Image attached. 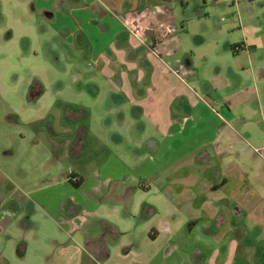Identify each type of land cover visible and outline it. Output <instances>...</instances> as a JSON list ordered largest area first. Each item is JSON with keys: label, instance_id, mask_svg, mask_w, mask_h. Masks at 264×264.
I'll return each instance as SVG.
<instances>
[{"label": "crops", "instance_id": "1", "mask_svg": "<svg viewBox=\"0 0 264 264\" xmlns=\"http://www.w3.org/2000/svg\"><path fill=\"white\" fill-rule=\"evenodd\" d=\"M50 1L101 77L94 93L127 125L100 158L109 168L73 170L81 186L102 176L110 186L88 191L75 232L37 222L36 188L15 182L2 161L13 143H0V264H264V0ZM191 2L216 7L212 37ZM117 16L141 20L145 41Z\"/></svg>", "mask_w": 264, "mask_h": 264}, {"label": "rangeland", "instance_id": "2", "mask_svg": "<svg viewBox=\"0 0 264 264\" xmlns=\"http://www.w3.org/2000/svg\"><path fill=\"white\" fill-rule=\"evenodd\" d=\"M199 8L209 16L207 29L212 37L216 7L191 2L188 12ZM64 12L50 0H0V143H13L12 158L2 159L0 154V160L8 161L11 175L22 188H36L37 222L69 224L75 232L74 225H84L89 218L82 207L90 199L88 191L97 185V190L107 192L110 186L102 176V181L75 188L68 172L87 164L98 170L109 168L108 162L99 163L100 158L104 160L113 148L117 140L114 130L125 128L127 117L113 112L109 102L94 93L92 86L101 77L93 65L80 63L78 46L68 36L64 38L70 27ZM30 89L37 96L34 102L27 100ZM68 106L88 114L87 134L75 156L67 145L78 134L80 124L64 119ZM12 114L17 118L4 122L3 117ZM130 137L133 134L127 132L124 144ZM138 180L144 182L142 177L134 184ZM97 203L98 211L107 214L104 201Z\"/></svg>", "mask_w": 264, "mask_h": 264}, {"label": "built area", "instance_id": "3", "mask_svg": "<svg viewBox=\"0 0 264 264\" xmlns=\"http://www.w3.org/2000/svg\"><path fill=\"white\" fill-rule=\"evenodd\" d=\"M117 18L119 19V21L121 22L123 28L132 36L136 37L137 39H139L141 42L145 41L144 38V31H145V27L143 25V22L141 20H137V19H130L127 16H117ZM153 26L146 28L147 31L150 32H154ZM170 32V29H166L163 32V35H167ZM158 42V39L154 36L153 38V50H154V46L155 44ZM155 52V50H154ZM174 73L177 77H179L180 79H186V77L188 75H190L192 72L189 70H186L185 67L183 66H179L177 69H174ZM69 174V180L72 182H76L78 181L79 177L73 173V171L69 170L68 172Z\"/></svg>", "mask_w": 264, "mask_h": 264}, {"label": "trees", "instance_id": "4", "mask_svg": "<svg viewBox=\"0 0 264 264\" xmlns=\"http://www.w3.org/2000/svg\"><path fill=\"white\" fill-rule=\"evenodd\" d=\"M238 49H241V47L238 46ZM35 85H37L36 82H35ZM31 93H32V91L30 89L27 93L28 100H31L33 98L35 100L37 98V96L35 94L32 95ZM86 118H87L86 112L81 110V109L76 110V109H72L68 106L64 110V119L66 121H69L70 123H79L80 124V128L78 130L77 138L75 141L76 143H80V140H82L84 138V135L86 134V130H85L86 129L85 128ZM69 182L75 188L80 187L82 184V180H80V179H78V181H76V182H72L69 180Z\"/></svg>", "mask_w": 264, "mask_h": 264}]
</instances>
